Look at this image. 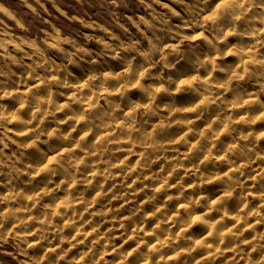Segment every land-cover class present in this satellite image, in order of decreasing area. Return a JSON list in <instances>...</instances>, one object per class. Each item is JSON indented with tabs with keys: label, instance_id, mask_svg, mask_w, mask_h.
<instances>
[{
	"label": "clouds",
	"instance_id": "obj_1",
	"mask_svg": "<svg viewBox=\"0 0 264 264\" xmlns=\"http://www.w3.org/2000/svg\"><path fill=\"white\" fill-rule=\"evenodd\" d=\"M0 264H264V0H0Z\"/></svg>",
	"mask_w": 264,
	"mask_h": 264
},
{
	"label": "rangeland",
	"instance_id": "obj_2",
	"mask_svg": "<svg viewBox=\"0 0 264 264\" xmlns=\"http://www.w3.org/2000/svg\"><path fill=\"white\" fill-rule=\"evenodd\" d=\"M118 243H119V241H118ZM5 259H9L10 260V258H5Z\"/></svg>",
	"mask_w": 264,
	"mask_h": 264
}]
</instances>
